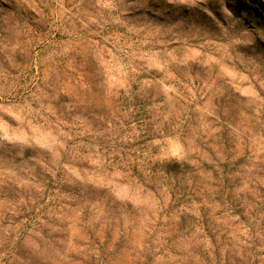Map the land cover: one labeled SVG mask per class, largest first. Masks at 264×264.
<instances>
[{
  "label": "clouds",
  "instance_id": "1",
  "mask_svg": "<svg viewBox=\"0 0 264 264\" xmlns=\"http://www.w3.org/2000/svg\"><path fill=\"white\" fill-rule=\"evenodd\" d=\"M206 0H0V264H264V29Z\"/></svg>",
  "mask_w": 264,
  "mask_h": 264
},
{
  "label": "rangeland",
  "instance_id": "2",
  "mask_svg": "<svg viewBox=\"0 0 264 264\" xmlns=\"http://www.w3.org/2000/svg\"><path fill=\"white\" fill-rule=\"evenodd\" d=\"M203 8H207L213 16L221 20L227 10L232 18L241 21L244 26L264 29V0H206L201 9L193 10L192 15L198 20L211 22V17Z\"/></svg>",
  "mask_w": 264,
  "mask_h": 264
}]
</instances>
